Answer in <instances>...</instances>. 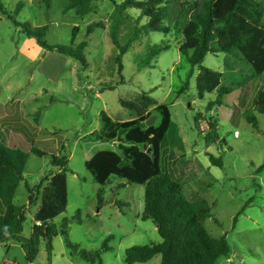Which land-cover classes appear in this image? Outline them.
Wrapping results in <instances>:
<instances>
[{
  "label": "rangeland",
  "instance_id": "rangeland-1",
  "mask_svg": "<svg viewBox=\"0 0 264 264\" xmlns=\"http://www.w3.org/2000/svg\"><path fill=\"white\" fill-rule=\"evenodd\" d=\"M169 1L175 12L183 0ZM0 3L19 24L47 26L43 39L48 45L75 48L86 43L83 62L45 50L0 13V116L10 112L19 116L16 121L9 119L17 124L18 136L32 128L28 133L31 141L15 144L16 148L28 152L33 146L45 153L42 157L29 154L24 180L30 189L39 184L43 187L54 172L52 154L68 157L67 206L54 224L66 232L70 243L94 253L107 241L109 251L101 253L102 264H126L127 249L160 243L157 227L141 220L143 186L114 177L98 185L84 166L92 149L100 145L89 136L100 130V112L115 121L128 120L131 112L121 101H134L146 94L155 103L167 105L171 114L160 154L163 169L177 171V183L186 199L205 202L210 217L203 226L208 234L225 236L228 241L229 256L216 264H264V174L259 171L264 157V115L253 111V101L264 91V73L252 75L250 65L238 54H207L202 66L221 73L220 85L230 88L221 105L208 110L217 92L198 98L196 67L183 90L191 67L178 50L181 36L175 31L143 35L122 56L121 70L108 35L107 19L113 9L109 0H99L95 11L82 17L74 11L63 14L59 0H50L49 7L40 0ZM18 4L22 7L15 14ZM95 22H102L103 27L88 34V25ZM74 27L78 29L73 38ZM124 33L118 31L120 42L126 41ZM154 46L163 50L147 64L148 50ZM246 113H253L257 129L247 123ZM154 123L158 125L159 119L155 117ZM10 130L4 126L1 130L8 146L12 145V133L16 134ZM28 197L21 184L14 204L26 207L21 234L25 239L31 236L39 204L34 200L28 205ZM51 246L48 254L45 239L40 240L34 264H91L72 253L60 233ZM160 260L155 256L142 264H160ZM0 264H27L21 244H0Z\"/></svg>",
  "mask_w": 264,
  "mask_h": 264
},
{
  "label": "trees",
  "instance_id": "trees-1",
  "mask_svg": "<svg viewBox=\"0 0 264 264\" xmlns=\"http://www.w3.org/2000/svg\"><path fill=\"white\" fill-rule=\"evenodd\" d=\"M40 1L49 7L50 0ZM59 1L63 14L74 11L76 16L82 17L95 11L94 4L99 0ZM109 1L113 9L107 19L108 35L117 51L115 63L121 70L122 56L143 35H168L175 31L181 36L178 50L187 57L191 67L183 90L187 89L188 79L196 67L195 89L198 98L217 92V98L209 104L208 110L220 106L221 98L230 93V88L220 85L221 73L202 66L207 54H238L250 65L252 75L261 76L264 73V0H183L175 12L171 10L169 0ZM21 7L18 4L14 13ZM0 13L15 26L21 27L25 37L35 40L39 47L83 62L85 42L75 48L48 45L43 39L47 26L32 28L29 23L19 24L13 21L1 3ZM166 20L170 21L168 25L165 24ZM99 27H103L102 22L91 23L87 33L91 34L94 28ZM77 29L73 28V38ZM120 29L125 31L124 42L118 39ZM161 50L158 46L149 48L146 63ZM107 89L111 90L112 87ZM121 105L131 112L132 117L115 121L105 112H100V130L89 134L90 139L100 145L92 149V155L84 166L98 185L103 186L114 177L144 188L141 220L151 221L157 227L161 241L127 249L125 263L142 264L160 256V264H216L220 258L228 257L230 247L225 236L213 238L203 226V221L210 217L205 202L201 199H186L177 183V171L165 172L161 165V149L171 124L168 106L155 103L146 94L134 101L122 100ZM253 111L264 115V91L253 101ZM151 116L159 119L158 125H145ZM245 119L257 129L253 113H246ZM212 125L210 132L214 131ZM2 137L0 132V244H21L27 264H34L40 240L45 239L49 254L53 237L60 233L72 253L78 254L88 263L102 264L101 253L109 251L107 241L98 251L86 253L79 250L78 245L70 243L66 232L59 231L54 224V220L65 212L67 206L68 157L52 154L54 172L44 180L46 184L43 187L39 184L35 189H30L24 180L29 154L42 157L45 153L33 146L28 152L9 147L4 144ZM259 171L264 174V157ZM21 184L25 185L29 194L28 205L39 200L28 239L21 236L26 207L14 204L16 190Z\"/></svg>",
  "mask_w": 264,
  "mask_h": 264
},
{
  "label": "crops",
  "instance_id": "crops-1",
  "mask_svg": "<svg viewBox=\"0 0 264 264\" xmlns=\"http://www.w3.org/2000/svg\"><path fill=\"white\" fill-rule=\"evenodd\" d=\"M102 90V89H101ZM12 114H14V116H12ZM9 119H13V120H17L19 119V116L15 113H8V114H4V115H1L0 116V132H2V128L3 126L5 127V129H9V131H11L10 129L16 131V134H13L12 133V136L10 138L11 142L9 144H12V145H9V147H15V144H19V145H22L24 142L26 141H31L32 137H28L29 134H31V131H32V128H28V129H25L23 131L24 128H22V133H24V135L22 134V136H18V133H17V127L16 126L17 124H13L12 122L10 123L9 122ZM34 129V128H33ZM3 133V132H2ZM29 133V134H28ZM27 135V136H26ZM45 140H48V139H45ZM14 144V145H13ZM8 146V145H7Z\"/></svg>",
  "mask_w": 264,
  "mask_h": 264
},
{
  "label": "water",
  "instance_id": "water-1",
  "mask_svg": "<svg viewBox=\"0 0 264 264\" xmlns=\"http://www.w3.org/2000/svg\"><path fill=\"white\" fill-rule=\"evenodd\" d=\"M155 122V117L154 116H151L146 122H145V125L146 126H152Z\"/></svg>",
  "mask_w": 264,
  "mask_h": 264
}]
</instances>
